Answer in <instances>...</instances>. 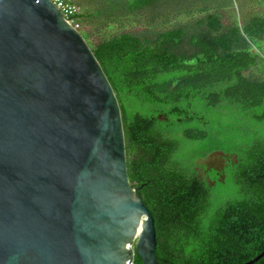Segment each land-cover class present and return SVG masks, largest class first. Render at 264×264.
<instances>
[{
    "label": "trees",
    "instance_id": "16d2710c",
    "mask_svg": "<svg viewBox=\"0 0 264 264\" xmlns=\"http://www.w3.org/2000/svg\"><path fill=\"white\" fill-rule=\"evenodd\" d=\"M73 1L82 28L90 19L123 28L83 38L116 95L128 179L153 217L158 263L245 264L263 253L264 79L246 73L264 57L254 47L264 17L228 19L232 0ZM195 8L197 18L163 29ZM217 150L237 164L223 183L199 184L194 162Z\"/></svg>",
    "mask_w": 264,
    "mask_h": 264
},
{
    "label": "water",
    "instance_id": "95a60500",
    "mask_svg": "<svg viewBox=\"0 0 264 264\" xmlns=\"http://www.w3.org/2000/svg\"><path fill=\"white\" fill-rule=\"evenodd\" d=\"M125 146L116 95L80 32L49 0H0V264H159Z\"/></svg>",
    "mask_w": 264,
    "mask_h": 264
},
{
    "label": "rangeland",
    "instance_id": "374dc122",
    "mask_svg": "<svg viewBox=\"0 0 264 264\" xmlns=\"http://www.w3.org/2000/svg\"><path fill=\"white\" fill-rule=\"evenodd\" d=\"M80 3H86L84 0H79ZM90 1V0H88ZM87 4V3H86ZM89 13L93 11L89 8ZM223 13L225 17L230 20H236L237 22L242 23L243 20H248L251 16H263L264 17V4L259 0H232V4L226 5L223 8ZM200 15L198 10L189 9L181 12V15H176L174 13L169 15L167 23L163 25V29H169L175 27L176 25H183L187 24L188 22L192 21L193 19L197 18ZM235 16V19L233 18ZM97 21V20H96ZM95 20H89L87 24H83L82 31H80L82 37L84 34H90V42H94L96 40H103L107 39L119 31H122L123 28H119L117 25L109 24L108 26L101 25L97 27L95 25ZM241 26V24H240ZM130 28V27H128ZM133 28V27H132ZM127 29V28H126ZM254 47L264 48L263 42H255ZM258 54L262 57L259 58L257 61V65L251 68L247 73L246 76L251 79H264V57L260 52ZM136 240H134L132 248H135Z\"/></svg>",
    "mask_w": 264,
    "mask_h": 264
},
{
    "label": "flooded vegetation",
    "instance_id": "af4514ba",
    "mask_svg": "<svg viewBox=\"0 0 264 264\" xmlns=\"http://www.w3.org/2000/svg\"><path fill=\"white\" fill-rule=\"evenodd\" d=\"M158 118L164 122L167 121V118ZM213 152H222L224 156L220 157V159L218 158V160L213 158L212 161L207 164L196 163ZM206 156L198 158L194 162L192 170L194 172V177L199 184L206 183L210 187L215 186L217 183H223L226 178L227 170L238 162L235 154L224 152L223 150L211 151Z\"/></svg>",
    "mask_w": 264,
    "mask_h": 264
},
{
    "label": "built area",
    "instance_id": "2783aa9c",
    "mask_svg": "<svg viewBox=\"0 0 264 264\" xmlns=\"http://www.w3.org/2000/svg\"><path fill=\"white\" fill-rule=\"evenodd\" d=\"M55 8L60 12L61 16L67 24L78 32L81 30V22L79 16L81 9L73 0H49Z\"/></svg>",
    "mask_w": 264,
    "mask_h": 264
},
{
    "label": "bare ground",
    "instance_id": "6f19581e",
    "mask_svg": "<svg viewBox=\"0 0 264 264\" xmlns=\"http://www.w3.org/2000/svg\"><path fill=\"white\" fill-rule=\"evenodd\" d=\"M136 222H137L136 223V229L134 230V233H133V236H132L133 240L135 238H137L138 234L143 229V227L145 225V217L144 216H140L139 213L137 212V221Z\"/></svg>",
    "mask_w": 264,
    "mask_h": 264
},
{
    "label": "clouds",
    "instance_id": "9594fccd",
    "mask_svg": "<svg viewBox=\"0 0 264 264\" xmlns=\"http://www.w3.org/2000/svg\"><path fill=\"white\" fill-rule=\"evenodd\" d=\"M80 32V31H79ZM81 34V33H80Z\"/></svg>",
    "mask_w": 264,
    "mask_h": 264
}]
</instances>
